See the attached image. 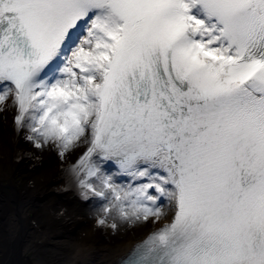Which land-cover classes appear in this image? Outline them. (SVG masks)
Returning <instances> with one entry per match:
<instances>
[{"label": "snow or ice", "instance_id": "snow-or-ice-1", "mask_svg": "<svg viewBox=\"0 0 264 264\" xmlns=\"http://www.w3.org/2000/svg\"><path fill=\"white\" fill-rule=\"evenodd\" d=\"M9 115L119 264H264V0H0Z\"/></svg>", "mask_w": 264, "mask_h": 264}, {"label": "bare ground", "instance_id": "bare-ground-1", "mask_svg": "<svg viewBox=\"0 0 264 264\" xmlns=\"http://www.w3.org/2000/svg\"><path fill=\"white\" fill-rule=\"evenodd\" d=\"M10 117L0 122V264H119L148 230L99 233L84 206L57 197L62 183L53 156L14 162Z\"/></svg>", "mask_w": 264, "mask_h": 264}, {"label": "rangeland", "instance_id": "rangeland-1", "mask_svg": "<svg viewBox=\"0 0 264 264\" xmlns=\"http://www.w3.org/2000/svg\"><path fill=\"white\" fill-rule=\"evenodd\" d=\"M17 176H18V177H17V179H16V180H17V183H19V184H20V183H21V181H22V178L20 177L21 175H20V174H17Z\"/></svg>", "mask_w": 264, "mask_h": 264}]
</instances>
